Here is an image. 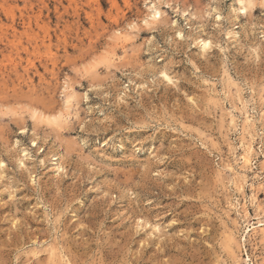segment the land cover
Wrapping results in <instances>:
<instances>
[{
	"label": "rangeland",
	"instance_id": "374dc122",
	"mask_svg": "<svg viewBox=\"0 0 264 264\" xmlns=\"http://www.w3.org/2000/svg\"><path fill=\"white\" fill-rule=\"evenodd\" d=\"M246 1L0 0V264H264Z\"/></svg>",
	"mask_w": 264,
	"mask_h": 264
},
{
	"label": "bare ground",
	"instance_id": "6f19581e",
	"mask_svg": "<svg viewBox=\"0 0 264 264\" xmlns=\"http://www.w3.org/2000/svg\"><path fill=\"white\" fill-rule=\"evenodd\" d=\"M246 1V0H245ZM239 2V1H238ZM240 2H242V1H240ZM248 2L249 3H251L249 0H248ZM247 1H246V3H248ZM242 6H241V9L242 8H244V6H243V3L241 4ZM249 5V4H248ZM147 8L149 9L148 10V14L147 15H144V16H146L147 18H146V20H145V22H147V20L149 19V20H159V18L161 17V14H162V10L159 8V4H158V0H148V2H147ZM245 6H246V4H245ZM239 8H240V5H239ZM245 9V8H244ZM186 10V9H185ZM188 10V9H187ZM187 12V11H186ZM186 12L184 11V15L186 14ZM182 13V12H181ZM187 14L189 15V13L187 12ZM194 14V13H193ZM190 15L192 16V14L190 13ZM219 17V16H218ZM142 19V18H141ZM145 19V18H144ZM144 22V23H145ZM153 22V21H152ZM148 23H149V21H148ZM148 23H146V25H148ZM129 24V23H128ZM132 26V25H131ZM130 26V27H131ZM132 28H133V26H132ZM179 35H180V33H179ZM208 42V41H207ZM203 44L204 45H206L207 43L205 42V41H203ZM202 44V45H203ZM209 44V43H208ZM65 85V84H64ZM65 88H66V85H65ZM64 90V89H63ZM66 90V89H65ZM71 94V93H70ZM64 97V96H63ZM68 97V96H67ZM70 98V97H69ZM73 99V98H72ZM67 100V99H66ZM69 102H70V100H68ZM67 102V101H66ZM68 103V102H67ZM70 103H72V102H70ZM243 104H244V102H243ZM70 105L71 104H69V107L68 108H70ZM245 105V104H244ZM245 106H247V105H245ZM73 107V106H72ZM244 107V106H243ZM66 108V107H65ZM76 108V107H75ZM67 109V108H66ZM243 110H245V109H243ZM69 111V110H68ZM240 112H243L242 111V109H241V111ZM246 112V111H245ZM66 114H67V112H65ZM244 114V113H243ZM59 115V114H58ZM252 115V114H251ZM72 116V115H71ZM76 116H78V115H76ZM235 116V115H234ZM246 116V115H245ZM254 116V115H253ZM233 117V116H232ZM248 116H246V118H247ZM67 118V117H66ZM244 118V117H243ZM251 118V117H250ZM255 118V117H254ZM234 119V118H233ZM238 119V118H237ZM248 119H246L245 121H247ZM255 120V119H254ZM231 122V121H230ZM247 122H249V121H247ZM243 123H244V121H243ZM250 123V122H249ZM251 124H253L252 122L250 123V125ZM231 125V124H230ZM250 125H249V127H250ZM237 127H238V125H236ZM247 127V126H246ZM232 128V127H231ZM251 128H252V125H251ZM245 129V128H244ZM253 129V128H252ZM242 130V129H241ZM243 131V130H242ZM245 131H247V130H245ZM244 131V132H245ZM248 131H250V129H248ZM253 132V131H252ZM264 133V132H263ZM247 134V133H246ZM251 134V133H250ZM247 135H249V134H247ZM251 136V135H250ZM262 136V135H261ZM248 137V136H247ZM241 138H242V136H241ZM249 138V137H248ZM247 138V139H248ZM247 139L245 140V141H247ZM244 140V139H243ZM251 140V139H250ZM250 140H248V141H250ZM243 142V141H242ZM246 143V142H245ZM248 143V142H247ZM251 143V142H250ZM250 143H248V144H250ZM254 143V142H253ZM247 144V145H248ZM253 145V144H252ZM263 146H264V144H263ZM241 147V146H240ZM254 147H251V149H253ZM264 149V148H263ZM243 151H244V153L241 155V158L243 159L242 161L243 162H245V163H247L248 161H249V158H248V155H249V153H250V146H246V148L245 149H243ZM242 151V152H243ZM253 152H254V149L252 150ZM252 152V153H253ZM251 153V154H252ZM257 153V152H256ZM264 153V152H263ZM262 154V153H261ZM254 155H255V153H254ZM252 157V156H251ZM263 162V161H262ZM264 163V162H263ZM262 163V164H263ZM60 164V163H59ZM250 164V163H249ZM260 164V163H259ZM242 165V164H241ZM246 165V164H245ZM59 166V165H58ZM63 166V165H62ZM248 166V165H247ZM56 167V166H55ZM60 167V166H59ZM241 167V166H240ZM246 167V166H245ZM244 167V168H245ZM250 167V166H249ZM61 168V167H60ZM60 168H58L59 170H60ZM247 168V167H246ZM261 168V167H260ZM264 168V167H263ZM57 169V171H59ZM242 169H243V167H242ZM249 169V168H248ZM251 169V168H250ZM257 176V175H256ZM258 177V176H257ZM241 180V179H240ZM244 182V181H243ZM236 184V183H235ZM243 183H241V186H243L242 185ZM236 186V185H235ZM237 187V186H236ZM240 188V187H239ZM237 189V188H236ZM243 208V207H242ZM242 210V209H241ZM244 210V209H243ZM242 210V211H243ZM245 212H246V209L244 210ZM243 211V212H244ZM258 213V212H257ZM257 213H255V215L257 214ZM244 214H246V213H244ZM243 214V215H244ZM262 214V213H261ZM242 216V215H241ZM259 216V215H258ZM247 217V216H246ZM254 219H256V218H254ZM258 220V219H257ZM264 221V220H263ZM253 224V223H252ZM258 224V223H257ZM256 224V225H257ZM259 225V224H258ZM264 226V224H260L259 226ZM252 227V226H251ZM258 226H253L252 227V230L254 229H256ZM250 232V231H249ZM255 233V232H254ZM263 233V232H262ZM255 234H257V233H255ZM232 240V239H231ZM251 264V263H250Z\"/></svg>",
	"mask_w": 264,
	"mask_h": 264
}]
</instances>
